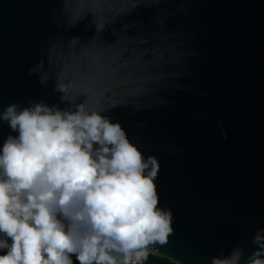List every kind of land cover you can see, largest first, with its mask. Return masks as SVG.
Instances as JSON below:
<instances>
[{
    "label": "clouds",
    "instance_id": "9594fccd",
    "mask_svg": "<svg viewBox=\"0 0 264 264\" xmlns=\"http://www.w3.org/2000/svg\"><path fill=\"white\" fill-rule=\"evenodd\" d=\"M58 5L55 32L27 69L55 100L0 103V264H183L160 251L175 216L161 202L156 154L183 149L130 134L145 124L114 112L171 108L179 91L211 95L190 83L202 54L200 26L185 22L192 0ZM141 10L152 14L142 20ZM204 264H264V226Z\"/></svg>",
    "mask_w": 264,
    "mask_h": 264
},
{
    "label": "water",
    "instance_id": "95a60500",
    "mask_svg": "<svg viewBox=\"0 0 264 264\" xmlns=\"http://www.w3.org/2000/svg\"><path fill=\"white\" fill-rule=\"evenodd\" d=\"M58 6V0H0V103L55 100L51 87L40 86L27 69L40 39L55 32L51 10ZM151 14L141 10L139 18ZM185 22L200 26L202 54L190 83L211 95L179 91L171 108L114 115L128 125L145 124L130 134L183 149L156 152L161 202L175 216V232L160 251L183 264H204L221 245L264 226V0H192Z\"/></svg>",
    "mask_w": 264,
    "mask_h": 264
}]
</instances>
